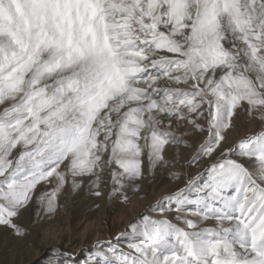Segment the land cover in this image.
I'll use <instances>...</instances> for the list:
<instances>
[{"label": "snow or ice", "instance_id": "obj_1", "mask_svg": "<svg viewBox=\"0 0 264 264\" xmlns=\"http://www.w3.org/2000/svg\"><path fill=\"white\" fill-rule=\"evenodd\" d=\"M161 174L89 264H264V0H0V227Z\"/></svg>", "mask_w": 264, "mask_h": 264}, {"label": "rangeland", "instance_id": "obj_2", "mask_svg": "<svg viewBox=\"0 0 264 264\" xmlns=\"http://www.w3.org/2000/svg\"><path fill=\"white\" fill-rule=\"evenodd\" d=\"M244 126L242 117L240 127ZM172 187L166 175L161 174L147 188L150 201ZM104 192V196L95 197L87 189L77 193L66 190L58 198L60 207L55 217L35 226L34 210L29 209L17 221L31 233L23 240L0 227V264H71L73 260L75 264H89L93 243L123 231L124 225L149 201L133 196L130 203L121 204L107 198V188ZM65 252L70 256H64Z\"/></svg>", "mask_w": 264, "mask_h": 264}, {"label": "bare ground", "instance_id": "obj_3", "mask_svg": "<svg viewBox=\"0 0 264 264\" xmlns=\"http://www.w3.org/2000/svg\"><path fill=\"white\" fill-rule=\"evenodd\" d=\"M243 123V122H242ZM252 128L249 126V130H251ZM147 202V201H146ZM150 202V199H149V201L147 202V203H145V204H148ZM92 226V225H91ZM87 228H89V227H87Z\"/></svg>", "mask_w": 264, "mask_h": 264}]
</instances>
